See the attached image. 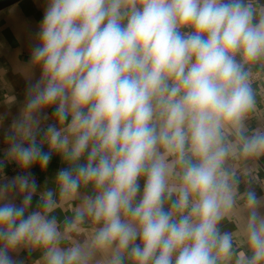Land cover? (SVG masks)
I'll list each match as a JSON object with an SVG mask.
<instances>
[{
  "label": "clouds",
  "instance_id": "9594fccd",
  "mask_svg": "<svg viewBox=\"0 0 264 264\" xmlns=\"http://www.w3.org/2000/svg\"><path fill=\"white\" fill-rule=\"evenodd\" d=\"M30 66L41 76L5 156L68 167L35 210L30 173L0 185V264L21 249L36 264H264L250 186L264 126L247 124L264 117V0H48Z\"/></svg>",
  "mask_w": 264,
  "mask_h": 264
},
{
  "label": "crops",
  "instance_id": "0c3cea01",
  "mask_svg": "<svg viewBox=\"0 0 264 264\" xmlns=\"http://www.w3.org/2000/svg\"><path fill=\"white\" fill-rule=\"evenodd\" d=\"M47 2L48 0H21L0 13V162H3L0 185L17 175L30 173L38 185L30 211L35 210L42 191L55 188V177L58 171L68 167L61 156L54 152L46 169H41L38 163L29 169H21L15 161H9L5 156L10 146L7 138L12 134L11 126L21 116L29 84L36 83L41 76L40 68L31 67L30 60L32 49L38 43L39 25L43 20ZM253 87L256 86L253 85ZM12 97L15 99L12 100ZM54 112L55 106H52L38 114L41 120L40 130L36 134L38 143L43 140L47 126L55 123ZM44 116H47V119H43ZM247 124L250 131L258 126H264V117H252ZM42 150L49 151L47 143L42 145ZM84 162H86V156L81 160V163ZM258 164V180L252 181L250 186L258 197H264V183H261L264 181V158H261ZM139 183L140 193L137 200L142 196L144 180L141 179ZM248 187L249 184L242 180L239 190L244 192ZM82 192L91 194L90 189H82ZM22 199V195L17 191H10L7 202L22 206ZM73 204L75 206L79 204V201H74ZM261 211L264 212V209ZM52 215H55L62 224L65 216L70 213L57 209ZM220 227L221 231L236 230L235 225L229 222H223ZM9 255L18 264H36L40 257L38 251L30 254L26 249L10 252Z\"/></svg>",
  "mask_w": 264,
  "mask_h": 264
},
{
  "label": "water",
  "instance_id": "95a60500",
  "mask_svg": "<svg viewBox=\"0 0 264 264\" xmlns=\"http://www.w3.org/2000/svg\"><path fill=\"white\" fill-rule=\"evenodd\" d=\"M21 0H0V13Z\"/></svg>",
  "mask_w": 264,
  "mask_h": 264
}]
</instances>
